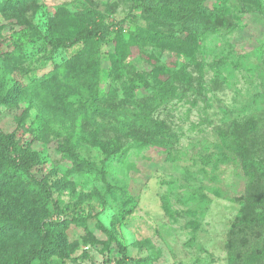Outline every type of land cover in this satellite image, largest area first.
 I'll list each match as a JSON object with an SVG mask.
<instances>
[{
    "label": "rangeland",
    "instance_id": "obj_1",
    "mask_svg": "<svg viewBox=\"0 0 264 264\" xmlns=\"http://www.w3.org/2000/svg\"><path fill=\"white\" fill-rule=\"evenodd\" d=\"M203 4L236 18L195 17L181 54L148 36L178 35L173 5L0 0V132L22 175L0 189V264H264V0ZM79 51L96 110L65 84Z\"/></svg>",
    "mask_w": 264,
    "mask_h": 264
},
{
    "label": "trees",
    "instance_id": "obj_2",
    "mask_svg": "<svg viewBox=\"0 0 264 264\" xmlns=\"http://www.w3.org/2000/svg\"><path fill=\"white\" fill-rule=\"evenodd\" d=\"M151 2L153 6L154 4L155 6H159L162 3L167 5L168 7L173 5L172 8H169V11L165 15L172 16V18L176 19L178 18V20L181 19L179 18L181 16L185 18V21L183 22V28L177 32V36L175 34H165L161 31H154L150 35H148L150 39L158 40L163 49L175 50L181 54H184V50H186L188 47H191L196 39L192 34V31L199 30V24L197 23L195 17L199 16V18H203L209 16L214 20L227 17V19L230 20L234 17L236 18L237 15V13L235 14V10L231 9L232 6L230 5H216L211 9H208L204 6L203 0H156L155 3L154 0H151ZM241 11H243L242 7L238 12ZM133 44H135V42L133 41L125 42L124 45H122L116 52V54L119 57H124L128 52V47ZM82 53V51H79L69 59L72 63H75L76 69L75 73L69 70V73L65 79V84L73 87L75 86L83 92L92 94L88 105L90 108L96 110L97 96L94 95L96 82L86 83V79L89 77V71L92 68V65H83ZM42 83L43 79L35 84L37 86L36 88H38L39 86L43 87L41 85ZM132 87L135 88L136 86ZM0 99H3L4 102H6V100L8 102L14 101L15 90L10 91L4 97H0ZM147 127H149V124H147ZM4 137L5 135L0 132V189L7 188L8 186L13 185L22 176L20 169L15 164L13 165L11 162L5 160V151L10 144V136H8L7 134V136L5 138ZM29 184L30 183L27 182H20L19 184H17L18 192L25 193V190L30 187ZM18 228L22 230L21 227ZM2 229V225L0 224V232L2 231ZM34 253L35 251L29 253L22 264H29L30 260L33 258ZM106 263L110 264L111 262L109 263L108 261H106ZM119 263L126 264L123 258L116 260V264Z\"/></svg>",
    "mask_w": 264,
    "mask_h": 264
},
{
    "label": "built area",
    "instance_id": "obj_3",
    "mask_svg": "<svg viewBox=\"0 0 264 264\" xmlns=\"http://www.w3.org/2000/svg\"><path fill=\"white\" fill-rule=\"evenodd\" d=\"M110 264H114L113 262H111Z\"/></svg>",
    "mask_w": 264,
    "mask_h": 264
}]
</instances>
